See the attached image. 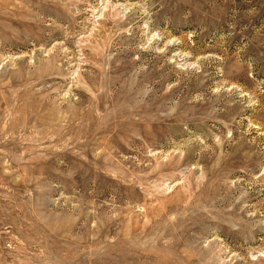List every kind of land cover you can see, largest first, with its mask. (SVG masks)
Instances as JSON below:
<instances>
[{"label": "rangeland", "instance_id": "obj_1", "mask_svg": "<svg viewBox=\"0 0 264 264\" xmlns=\"http://www.w3.org/2000/svg\"><path fill=\"white\" fill-rule=\"evenodd\" d=\"M0 264H264V0H0Z\"/></svg>", "mask_w": 264, "mask_h": 264}]
</instances>
